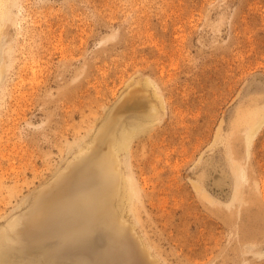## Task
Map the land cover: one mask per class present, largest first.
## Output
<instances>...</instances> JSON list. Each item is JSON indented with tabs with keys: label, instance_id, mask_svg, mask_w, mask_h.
I'll use <instances>...</instances> for the list:
<instances>
[{
	"label": "rangeland",
	"instance_id": "rangeland-1",
	"mask_svg": "<svg viewBox=\"0 0 264 264\" xmlns=\"http://www.w3.org/2000/svg\"><path fill=\"white\" fill-rule=\"evenodd\" d=\"M7 1L0 231L19 218L35 234L36 196L54 204L102 158L116 174L103 215L145 264H264V113L237 123L264 108V0ZM129 122L141 128L117 151ZM209 158L224 192L241 168L227 209L193 186ZM120 180L138 192L121 207Z\"/></svg>",
	"mask_w": 264,
	"mask_h": 264
},
{
	"label": "bare ground",
	"instance_id": "bare-ground-1",
	"mask_svg": "<svg viewBox=\"0 0 264 264\" xmlns=\"http://www.w3.org/2000/svg\"><path fill=\"white\" fill-rule=\"evenodd\" d=\"M7 7H10L8 1L0 0V35L5 24L1 23V21L6 18V16L4 18L2 9L5 10ZM263 113L264 108L252 113L255 117L251 114L250 118H248L243 113L238 116L237 123L244 122V119H246L247 122L255 126L256 120H260ZM133 123L129 122L127 126L123 125L124 129L122 133L117 141L112 143L115 150L123 151L124 148L128 149L130 139L141 128ZM101 156L104 159L108 158L104 155V151L101 153ZM107 161L103 163L102 158L99 161L96 160L93 166L89 167L90 170L87 173L84 170L80 172L79 182L70 183L67 187L68 191L63 194V197L61 196L62 198L59 199L57 195L49 196L47 194L46 202L52 200L56 202L49 205L45 203L41 210H39V207L46 197L43 194H38L34 201V213L30 217V219L33 218L37 212L42 215L34 221H38L36 233L28 232L27 229L24 230V235L27 232L29 242H33L34 245H21L24 235L17 231L20 219L15 218L16 220L10 221L5 232L0 231L2 235H0V264H53L52 261L54 264H57L55 263L56 260H63L64 262L72 259L77 262L76 264H145L144 258L135 252L134 247L130 245L127 238L111 226V222L107 221L108 218L103 215L106 212V206L102 201L110 200L112 196L110 186L113 185L116 179V174H111V168L107 164ZM218 168L220 167L215 160L212 158L206 160L202 165V172L198 175L202 181L197 177L196 182H193L195 191L199 192L211 204H220L209 193L213 189L217 192L215 196L224 200L225 204L238 201L239 191L243 185L240 166L233 163L230 168L233 177V192L230 191V193L223 191L225 187H228L226 171L221 169L219 175H213ZM120 181L119 194H117L120 198L119 200H121L118 204L119 207L122 206V200L130 202L131 196L133 197L134 194L138 195L136 194L138 192L134 190L137 186L133 179L132 181L136 187L132 186V181ZM197 181L204 182L205 187L203 188L201 186L202 183L200 185V182L198 183ZM88 188H91L92 191L87 193ZM55 193H58V191L55 190ZM224 207L227 209L229 205L226 204ZM130 209L132 210V206H130ZM91 212L96 213L97 217L95 216L94 218L89 215ZM41 254L44 255V258L51 259L47 261L45 258L46 261H42V258L38 257ZM89 258L93 261L88 263Z\"/></svg>",
	"mask_w": 264,
	"mask_h": 264
}]
</instances>
